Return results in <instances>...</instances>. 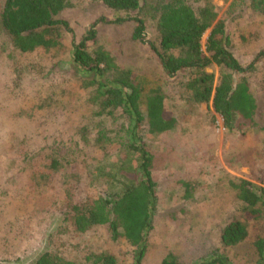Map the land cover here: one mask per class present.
Listing matches in <instances>:
<instances>
[{
	"label": "rangeland",
	"instance_id": "rangeland-1",
	"mask_svg": "<svg viewBox=\"0 0 264 264\" xmlns=\"http://www.w3.org/2000/svg\"><path fill=\"white\" fill-rule=\"evenodd\" d=\"M3 3L0 0V10ZM70 3L61 16L71 31L63 32L56 50L6 51L0 36V261L27 264L44 251L75 264H87L86 255L103 251L114 253L119 264L135 261L136 248L123 239L112 241L105 226L77 230L69 207L70 200L81 203L94 189L105 190L108 178L101 176L128 159L115 150L100 157L92 145L95 128L90 142L80 134L81 127L93 120L94 108L86 102L88 91L81 88L82 75L73 66V41L95 25L99 43L134 71L145 89L143 98L160 87L166 109L177 120L166 134L146 136L147 127L143 129L154 156L157 199L141 264H161L169 253L184 264H200L214 254L232 264H256L252 224L248 239L237 247L224 248L220 235L236 209L229 179L264 186L262 134L229 132L211 102L190 100L183 78H165L150 46L157 39L152 21H147L146 41L141 42L133 38L131 22H109L115 12L102 2ZM213 3L218 18L227 23L239 61L244 66L257 61L249 79L256 95H264V57L256 60L264 48V15L250 8L237 14L232 0ZM208 35L209 30L202 39L203 49ZM205 70L215 75L216 82L226 71L215 64ZM50 98L54 104L38 108L41 100ZM54 160L58 171L51 166ZM187 181L197 184L190 199L183 198Z\"/></svg>",
	"mask_w": 264,
	"mask_h": 264
},
{
	"label": "trees",
	"instance_id": "trees-1",
	"mask_svg": "<svg viewBox=\"0 0 264 264\" xmlns=\"http://www.w3.org/2000/svg\"><path fill=\"white\" fill-rule=\"evenodd\" d=\"M115 12L113 24H133V38L146 41L147 21H152L157 33L150 46L157 56L165 78H183L181 84L196 104L212 103L223 118L229 132L256 130L261 133L264 152V95L258 97L249 79L256 71L255 63L244 66L233 50L227 23L218 18L213 0H96ZM231 8L240 14L250 8L264 15V0H232ZM71 6L70 0H4L0 10V36L3 48L11 52L32 53L52 51L60 47L64 31H71L61 13ZM209 35L205 49L202 39ZM73 66L81 73V88L87 92L86 102L94 110L90 124L83 125L80 134L90 142L99 156L114 150L125 153L126 162L105 172L108 187L88 195L85 201H69L76 229L85 232L95 226H105L112 241L125 240L136 248L133 264H141L152 230V214L157 199V183L153 177L154 156L146 136L166 134L177 120L166 109L165 93L158 88L145 93L134 71L119 64L98 41L95 25L79 41H73ZM264 57V48L256 60ZM224 67L217 82L205 69L211 65ZM55 100L43 99L38 108H46ZM105 119H109L107 121ZM125 119V121H124ZM129 124L131 126H129ZM120 145L121 147H118ZM129 156L133 158L129 160ZM55 171L59 163L51 165ZM236 203L235 213L221 229L224 248L237 247L249 235V225L255 232L256 264H264V186L246 179H229ZM197 184L185 182L183 198L190 199ZM71 198V197H70ZM87 264H119L114 253L91 252ZM0 264H13L0 261ZM27 264H75L51 251L40 253ZM161 264H184L173 254H167ZM200 264H232L229 259L212 255Z\"/></svg>",
	"mask_w": 264,
	"mask_h": 264
}]
</instances>
